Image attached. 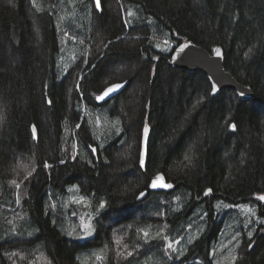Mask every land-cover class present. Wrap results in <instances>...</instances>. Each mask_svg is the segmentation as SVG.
Here are the masks:
<instances>
[{
	"label": "trees",
	"instance_id": "trees-1",
	"mask_svg": "<svg viewBox=\"0 0 264 264\" xmlns=\"http://www.w3.org/2000/svg\"><path fill=\"white\" fill-rule=\"evenodd\" d=\"M70 1L82 3V44L59 79L66 33L58 15L72 10ZM100 2L97 10L93 0H0V264H29L37 250L48 264H212L239 205L257 221L235 229L234 264H264V203L257 199L264 195V0ZM188 42L222 48L225 70L254 99L241 101L231 90L213 97L203 73L171 67L174 50ZM122 83L118 96L96 103ZM158 173L173 192L149 191ZM71 187L90 208L92 238L70 237L78 220L64 209ZM101 200L106 207L97 211ZM139 229H149L147 243ZM117 237L126 247L115 248ZM177 240L185 244L180 253L165 249Z\"/></svg>",
	"mask_w": 264,
	"mask_h": 264
},
{
	"label": "rangeland",
	"instance_id": "rangeland-1",
	"mask_svg": "<svg viewBox=\"0 0 264 264\" xmlns=\"http://www.w3.org/2000/svg\"><path fill=\"white\" fill-rule=\"evenodd\" d=\"M70 7L72 10L70 11H62L60 16L58 15V30L60 32H63L66 35L64 37H60V45H61V51L60 56L58 58L57 63V74L58 78L61 79L64 77L68 71V67L72 64L74 60L77 58V53L79 52V47L82 44L80 38L79 32V24H78V17L80 16L79 6L82 4L78 1H70ZM68 38V39H67ZM163 44H165V41H163ZM76 187H71L69 190V198L68 201H66L65 210H69L70 213H72L73 216H76L78 218L77 223L73 224V230L70 232L71 238L75 240H86L89 238H92L95 234V227L93 226V231L90 236H84L82 230H81V217H85V222H89L87 220V216L91 214L90 208L86 202V200H82L80 203H76L75 201L81 200V197L79 196ZM19 207V206H18ZM223 208L226 210L228 207ZM232 208V215H230L228 221L226 222V226L224 227L223 231L221 232L219 236V240L215 248H213L211 252V259L212 264H233L231 257L234 255L236 259L238 258L239 254V244H240V236L241 233L237 232L235 229H240L242 227L243 230H246L247 227H249L252 224V221L255 223L257 221L256 215H253V209L248 206H234ZM20 209L16 210V216L21 215L19 212ZM238 211L239 213L243 214V223L238 222L240 219L235 218V212ZM92 217V216H91ZM69 220L72 222L74 219L69 218ZM150 229V228H149ZM149 229L146 231L149 232ZM241 231V229L239 230ZM251 231V230H250ZM151 232V231H150ZM197 232L194 231L190 238L195 236L196 237ZM235 237V239H233ZM189 238V239H190ZM116 240H119L120 243H115ZM116 240H114L115 248L118 246H124V243L122 242L120 237H117ZM169 242V241H168ZM167 242V243H168ZM123 243V244H122ZM185 245V244H184ZM184 245H177L174 243V247L176 248L175 252H171L172 254L176 253L181 250L180 248L184 247ZM181 246V247H180ZM165 249L168 251V249L165 246ZM170 250V249H169ZM16 252V251H15ZM11 252L10 254H12ZM17 257H20L22 260V252H16ZM34 254L30 255L31 262H35L36 264H48V261L43 253L41 252H33ZM107 253V250H106ZM103 255V252H102ZM104 256V255H103ZM105 258H102L104 260ZM101 260V261H102ZM236 261V260H235ZM234 261V262H235ZM103 262V261H102ZM203 264V263H201Z\"/></svg>",
	"mask_w": 264,
	"mask_h": 264
},
{
	"label": "water",
	"instance_id": "water-1",
	"mask_svg": "<svg viewBox=\"0 0 264 264\" xmlns=\"http://www.w3.org/2000/svg\"><path fill=\"white\" fill-rule=\"evenodd\" d=\"M93 1L95 3V0ZM184 44H188L189 46L184 48L183 51H177V49L180 48V46ZM181 45L178 46L171 55V59H170L171 67L180 69V70H186L190 73H194L197 71L203 73L209 81V84L211 86V94L213 97L218 95L223 90H231L236 93L237 97L241 101H248V100L254 99L252 90L249 87H245L241 85L240 83H238L236 79L232 77V75L225 70L224 53H223L222 48L214 47L211 49V51H206L191 42L183 43ZM216 48H219L221 50V56H216L214 52V49ZM173 57H175V59H173ZM214 83L217 86V91L215 92V94L212 93V85ZM122 84L126 86L125 83H122ZM125 86L121 88L119 91L113 93L110 97L105 98L104 101L96 100V103L100 105L108 103L109 101L114 99L116 96H118L123 91ZM241 92L244 93L243 96L240 95ZM148 139H149V132L146 137L143 131L141 153L142 152L144 153V160H146V155H147ZM158 174L161 176L163 183L171 184L172 187L171 188L158 187L155 189L149 187V191L152 193H163V194H169L173 192L176 189V186L173 183L168 182L164 174L162 173H158ZM158 174L153 176V178L150 181V184L157 177ZM261 202L264 203V201H261Z\"/></svg>",
	"mask_w": 264,
	"mask_h": 264
},
{
	"label": "snow or ice",
	"instance_id": "snow-or-ice-1",
	"mask_svg": "<svg viewBox=\"0 0 264 264\" xmlns=\"http://www.w3.org/2000/svg\"><path fill=\"white\" fill-rule=\"evenodd\" d=\"M95 4H96V8L99 10V9L101 8V2H100V0H95ZM33 6H36V5H35V0H33ZM38 10H39V9H38ZM128 15H129V16H132L133 13H132L131 11H129V12H128ZM167 43H168V41H165V44H167ZM188 46H189L188 44L181 45L180 48L177 49V51H183L184 48H186V47H188ZM105 47H107V45H105ZM250 51H251V50H250ZM214 52H215L216 56H221V50H220L219 48L214 49ZM173 59H175V57H173ZM86 62H87V61H86ZM124 86H125L124 84H112V85H110L109 87L105 88V89L103 90V92H102L100 95H97V96L95 97V99H96L97 101H104L105 98L110 97L113 93L119 91V90H120L121 88H123ZM76 88H77V90H80L79 82H77ZM216 91H217V86H216V84L214 83V84L212 85V93L215 94ZM240 95L243 96L244 93L241 92ZM117 123H118V121H117ZM77 127H79V125H77ZM230 127H231L233 130L236 129V125H235V124L230 125ZM117 131H119V129H117ZM148 132H149V128H148V125L146 124L145 127H144V135H145L146 137H147V135H148ZM33 136L35 137V128H33ZM74 147H75V146H74ZM92 152L95 153V152H96V149H95V148H92ZM184 159L190 161V157H189L188 155H185ZM61 162H63V161H61ZM140 166H141V168H143V167L145 166V160H144V153H143V152L141 153V156H140ZM44 167H45V168H48V167H50V165H49L47 162H45ZM31 175H32V173L29 172V173H28V176H31ZM25 178H27V177H25ZM10 183L13 184V185H15L17 188L20 187V184L17 183L16 180H12V181H10ZM149 187H151V188H153V189L158 188V187H162V188H171L172 185H171V184L163 183V182H162V178H161V176L158 174L157 177L151 182V184L149 185ZM210 192H211V189L206 190V191H205V195H208ZM144 196H145V193H144V192H141V193L139 194V197H138V198H141V197H144ZM83 199H84V198L82 197L81 200H77V201H75V202H76V203H80ZM177 199H179V198H177ZM258 199L261 200V201H264V195L259 196ZM105 207H106V201L101 200V201H100V204H99V208L97 209V211H99L100 209H104ZM225 207H228V205H225ZM253 215H255L254 212H253ZM91 219H92L91 215H88V216H87V220H88L89 222L86 223V222H85V217H84V216L81 217V230H82V232H83V234H84L85 237H86V236H90V235L92 234L93 226H92V224L90 223ZM262 222H264V221H262ZM9 223H11V222H9ZM189 227H190V226H189ZM138 231L141 232V233L143 234V236L145 237V242L147 243L148 239L150 238V234H149V232H148V231H145V230H143V229H139ZM69 234H71V233H69ZM159 235H160V234L157 233V236H158V237H159ZM248 235H249V237H251L252 233L249 232ZM165 239H167V238L165 237ZM195 239H196L195 236L191 237V238L188 240V243H192V241L195 240ZM233 239H235V237H233ZM115 243L119 244L120 241H119V240H116ZM174 243H175V244H179L180 241L177 240V241H174V242H168V243H166L165 246H166L167 249H170V250H172L173 252H175V251H176V248L173 246ZM249 247H251V245H249ZM132 254H133V253H132L131 251L127 252V255L125 256V258H127V256H131ZM11 255H12V256H16L17 253H16V252H13ZM117 256H118V257L121 256V252H120V251H117ZM101 259H102V257H101L100 255H96V260H101ZM231 260H232V262H233V264H234V261L236 260V257L233 255V256L231 257ZM29 264H32V262H29Z\"/></svg>",
	"mask_w": 264,
	"mask_h": 264
},
{
	"label": "flooded vegetation",
	"instance_id": "flooded-vegetation-1",
	"mask_svg": "<svg viewBox=\"0 0 264 264\" xmlns=\"http://www.w3.org/2000/svg\"><path fill=\"white\" fill-rule=\"evenodd\" d=\"M240 240V239H239ZM242 242H243V240H242ZM242 242H241V246H242ZM246 243V241H244V244ZM247 244V243H246ZM171 252H172V250H171Z\"/></svg>",
	"mask_w": 264,
	"mask_h": 264
},
{
	"label": "bare ground",
	"instance_id": "bare-ground-1",
	"mask_svg": "<svg viewBox=\"0 0 264 264\" xmlns=\"http://www.w3.org/2000/svg\"><path fill=\"white\" fill-rule=\"evenodd\" d=\"M94 2V1H93ZM95 4V3H94ZM96 6V5H95ZM98 10V9H97ZM101 94V93H100ZM171 182V181H170Z\"/></svg>",
	"mask_w": 264,
	"mask_h": 264
}]
</instances>
